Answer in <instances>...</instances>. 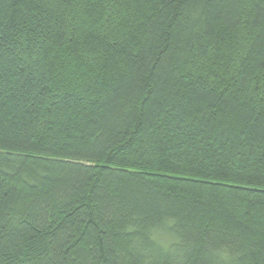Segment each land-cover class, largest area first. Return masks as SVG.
<instances>
[{
    "label": "trees",
    "instance_id": "trees-1",
    "mask_svg": "<svg viewBox=\"0 0 264 264\" xmlns=\"http://www.w3.org/2000/svg\"><path fill=\"white\" fill-rule=\"evenodd\" d=\"M0 264H264V0H0Z\"/></svg>",
    "mask_w": 264,
    "mask_h": 264
}]
</instances>
